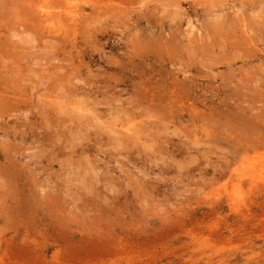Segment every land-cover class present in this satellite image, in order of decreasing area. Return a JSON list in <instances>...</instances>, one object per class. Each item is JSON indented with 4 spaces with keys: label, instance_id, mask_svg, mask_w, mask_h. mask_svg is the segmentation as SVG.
I'll use <instances>...</instances> for the list:
<instances>
[{
    "label": "rangeland",
    "instance_id": "obj_1",
    "mask_svg": "<svg viewBox=\"0 0 264 264\" xmlns=\"http://www.w3.org/2000/svg\"><path fill=\"white\" fill-rule=\"evenodd\" d=\"M0 264H264V0H0Z\"/></svg>",
    "mask_w": 264,
    "mask_h": 264
},
{
    "label": "bare ground",
    "instance_id": "obj_2",
    "mask_svg": "<svg viewBox=\"0 0 264 264\" xmlns=\"http://www.w3.org/2000/svg\"><path fill=\"white\" fill-rule=\"evenodd\" d=\"M36 6H37V5H36ZM40 6H41V7H45V6H48V5H46V4H40L39 7H40ZM39 7H38V8H39ZM73 7H74V6H73ZM47 8H48V7H47ZM78 9H79V7H78ZM39 10H40V9H39ZM46 10H49V9H46ZM41 11H42V10H41ZM49 11H50V10H49ZM49 11H44L43 14L46 15L47 17H51L50 15H53V14H50ZM72 11H73V10L70 9V10H68L67 13L72 14ZM73 12H74V11H73ZM53 16H54V15H53ZM69 16H70V15H69ZM54 18H55V17H54ZM59 18H60V17H59ZM43 19H44V18H43ZM46 21H47V20H46ZM56 22H57V21H56ZM48 23H49V22H48ZM43 24H44V23H43ZM46 25L49 26V24H46ZM55 25H56V24H55ZM47 28H48V27H47ZM61 28H62V27H61ZM216 28H217V30L219 29L218 27H216ZM50 29H51V28H50ZM220 29H221V28H220ZM58 30L60 31L59 27H58ZM53 31H54V29H53ZM55 31H56V30H55ZM97 115H98V114H97ZM99 116H100V115H99ZM98 118H99V117H98ZM94 120H96V118H95ZM101 123H102V122H101ZM110 128H111V127H110ZM110 131H111L112 134H115V135H116V138H115V139H116V140H119V139H120L121 142H123L124 138H123V140H122V138H120L121 136H120L119 138H117V135H118V136H119V135H124V137L127 135V134H126L125 127H124L123 125L120 126V129L111 128ZM115 135H114V136H115ZM114 136H113V137H114ZM125 138H126V137H125ZM118 143H119V141H118ZM81 172H82V171H81ZM87 172H88V171H87ZM82 173H83V172H82ZM242 173H243V172H242ZM87 174H88V173H87ZM247 174H248V172H247ZM83 175H85V174H83ZM77 176H78V175H77ZM79 176H80V175H79ZM79 176H78V177H79ZM81 176H82V175H81ZM251 176H252V175H251ZM83 177H84V176H82L81 178H83ZM90 178H91V177H90ZM83 179H84V178H83ZM248 179H249V178H248ZM250 179H251V178H250ZM252 180H253V179H252ZM91 181H92V180H91ZM88 186H89V185H88Z\"/></svg>",
    "mask_w": 264,
    "mask_h": 264
}]
</instances>
